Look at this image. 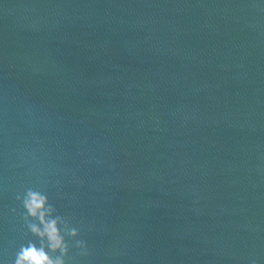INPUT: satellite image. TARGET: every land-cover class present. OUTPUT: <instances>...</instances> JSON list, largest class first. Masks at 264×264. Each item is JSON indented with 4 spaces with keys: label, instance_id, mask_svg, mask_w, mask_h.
<instances>
[{
    "label": "water",
    "instance_id": "95a60500",
    "mask_svg": "<svg viewBox=\"0 0 264 264\" xmlns=\"http://www.w3.org/2000/svg\"><path fill=\"white\" fill-rule=\"evenodd\" d=\"M28 188L66 264H264V3L0 0L2 264Z\"/></svg>",
    "mask_w": 264,
    "mask_h": 264
},
{
    "label": "clouds",
    "instance_id": "9594fccd",
    "mask_svg": "<svg viewBox=\"0 0 264 264\" xmlns=\"http://www.w3.org/2000/svg\"><path fill=\"white\" fill-rule=\"evenodd\" d=\"M264 3V0H261ZM21 202V216L27 232L37 238L21 244L15 253L13 264H66L69 246L65 236L76 238L79 230L56 214V209L49 203L48 197L41 191L28 188L23 195H17ZM15 213V209H13ZM81 256L89 254L87 243L76 241ZM2 264V262H0ZM252 264H257L253 260Z\"/></svg>",
    "mask_w": 264,
    "mask_h": 264
}]
</instances>
